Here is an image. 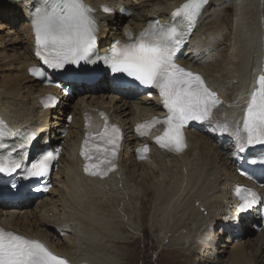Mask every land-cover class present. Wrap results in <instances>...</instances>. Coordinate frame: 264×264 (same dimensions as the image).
Here are the masks:
<instances>
[{
  "label": "bare ground",
  "instance_id": "bare-ground-1",
  "mask_svg": "<svg viewBox=\"0 0 264 264\" xmlns=\"http://www.w3.org/2000/svg\"><path fill=\"white\" fill-rule=\"evenodd\" d=\"M31 1L33 0L18 2L12 0V3L0 7V13L5 11L4 17L14 21L19 10L25 11V20L20 31L27 40L22 57V71L28 76H30L29 67L39 65L36 52L38 46L31 17L35 11V3ZM151 1L157 0H84V3L92 8V15L96 20L97 47L105 48L113 40L126 39L128 38L126 33L131 34L135 39L148 28L150 23L162 26L168 19L174 17L173 14L177 9L189 2V0H164L151 4ZM231 1L208 0L203 5L193 26L189 44L184 50L186 55L178 63L186 71L201 76L206 86L216 93L220 101V104L212 109L210 118L203 122L193 121L181 130L185 147L179 153L158 147L156 138L163 135L164 125L156 126L151 135L146 137L136 133L137 127L147 121L166 118L167 109L159 96L150 99L146 94L141 96L130 90L119 89L113 85L107 75H104L98 83V85L104 83L107 87L105 94L85 95L80 98V103L73 112L72 125L67 129L68 135L65 138H62V133L67 131L64 127L66 123L50 127L49 120L56 111H59L61 116L59 119L62 120L70 107L68 98L62 97L59 90L45 88L35 79L30 80L35 84V88L30 87L26 91L25 88L20 87L19 79H12L3 88L0 87V123H4L6 135L17 136L25 131L33 139L36 148H44L48 142L50 147L58 146L62 150L60 164L52 176L51 193L35 202L0 203V228L43 243L55 255L67 260L68 264H118L112 248L121 251L117 243L122 241L116 235L126 229L122 226L125 224V216L130 214L133 217L129 224L134 226V231L137 230L138 225H146L149 220L156 229H167L169 219L174 218L175 213L178 212L176 207H182L179 199L186 194L184 199L189 198V200L185 202V208L178 212V214L183 213L181 221L184 224H175L168 228V234L162 232L160 239L161 243L167 244L168 247L176 246L175 251L178 252L172 253L174 249L168 248L162 250L160 256L164 257L168 264H186L180 260L181 255L191 258L192 256L189 255L192 253L204 257L206 251L202 249L205 248L208 250L206 255L214 257L213 264H224L221 258H218L215 247L218 237L212 240L215 225L224 222L226 225L220 226L222 228L219 236L222 237L225 233L228 239L232 236L235 239L236 226L240 227L239 232L242 233L244 227H253L258 223V212L255 209L250 213L239 214V202L234 200L233 193L235 186L240 183L252 186L250 181L239 176L237 170L244 152L254 149V145L247 144L243 120L250 102L251 91L254 89L253 83L256 79L258 81L259 78L256 77L264 75V50H262L264 34H261L259 43L254 45L252 39L242 34V28L238 30L239 33L232 47L234 52L230 59L232 65L236 66L235 72L237 71L239 76L226 71L228 66L226 54L229 48L227 41L230 35L227 32L230 23L228 13L232 9L227 5ZM243 2L244 0H241L240 3ZM105 8L110 11L105 12ZM125 10L133 12L132 21L126 20V16L122 15ZM218 12L223 14L217 15ZM91 60L94 61V58ZM95 64V61L89 62L87 66L92 67ZM253 69L256 73L252 77ZM216 74H220L223 80L218 82ZM242 75L248 76L247 78L251 76L252 83H243L245 81ZM212 77L217 85L210 82ZM153 93L155 94V91ZM46 94L57 95L60 98L59 104L55 107H46L42 102V97ZM90 110L106 114L111 119V125L119 128L120 132L121 125L124 124L129 132L126 149L123 143L118 141L114 167L103 176H92L84 171L85 165L91 164L81 155L85 139H88L84 115ZM100 125L99 122L98 127ZM72 135H75V139L68 144L66 141ZM214 137H220L225 142L228 138L231 139L232 142L229 141L226 150L232 151V156L222 159L226 152L221 153L220 146L214 145L212 142ZM105 141L101 146L110 147L112 151L113 146ZM241 146L244 147V151H240ZM140 156L145 158L141 160ZM125 171L129 175L130 182L122 177V172ZM168 172H171L173 179L170 188L165 191L161 186L163 182L154 184L153 177L156 174L164 180L166 175L168 177ZM58 184H61L59 190L56 189ZM131 184L139 187L138 194L132 192L129 187ZM145 185L151 188L155 195L158 194L153 219L147 217L146 213L134 215L132 210L123 208L120 200L122 193L129 198L130 203L134 200L142 201L139 205L147 210V205H142L146 201L141 199V194L151 196V193L146 191ZM258 189L264 198V188ZM56 196L58 200L54 202ZM105 200H114L115 209ZM30 203H36L35 207L24 208L30 206ZM200 208H203V212L199 211ZM141 231L142 237L149 240L145 242L146 250H155L149 229L145 227ZM59 232L63 234L61 238L57 234ZM137 240L139 239H134L135 243L131 245L135 248L134 264L139 259L142 264H148L143 257L140 258L136 246ZM221 240L220 238L219 242ZM247 246L249 249L250 247L255 249L254 251L259 254V264H264V230L261 231L260 240H249ZM125 249L122 251L124 253V257L121 256L122 264L128 258ZM230 261L232 264H253L243 251L236 250H233Z\"/></svg>",
  "mask_w": 264,
  "mask_h": 264
},
{
  "label": "snow or ice",
  "instance_id": "snow-or-ice-1",
  "mask_svg": "<svg viewBox=\"0 0 264 264\" xmlns=\"http://www.w3.org/2000/svg\"><path fill=\"white\" fill-rule=\"evenodd\" d=\"M208 0H189L177 9L174 16L183 15L187 20L186 27L190 30L198 17L201 8ZM105 12L110 11L105 8ZM92 8L84 0H43L42 6L34 12L33 27L37 46L45 55L43 61L52 68L61 69L66 64L79 65L80 61L94 62L90 57L96 45L97 25ZM186 32L176 26L157 27L150 23L140 36L132 41L131 34L126 33L130 43L115 42L109 54L99 57L113 73H123L138 81L139 84L155 88L167 109L163 120H153L152 125L165 126L163 135L156 138L161 148L177 153L185 147L181 129L190 121H201L210 118L212 109L220 104L215 92L211 91L198 74L186 71L175 60L176 52ZM35 75L43 76L40 69H34ZM247 112L243 120L248 145H264V75L257 81ZM47 106V105H46ZM103 123L98 127L96 135L111 144L114 159L120 130L109 125L107 117L99 114ZM138 126L137 131H141ZM6 134L5 126L0 123V137ZM146 134V133H144ZM92 134L89 133V136ZM89 140L85 139L81 155L89 160L87 153ZM147 151V149H144ZM244 151V147H240ZM59 154L49 151L41 154L27 170L30 177L41 178L48 174L51 162ZM113 159L106 158L107 167L98 164H86L84 171L92 176H103L114 167ZM255 162V161H253ZM264 162V161H262ZM21 168V162L8 157L0 158V174L11 175ZM243 174V173H242ZM15 188V183L12 184ZM237 189L241 200V213L251 209L259 202L255 193ZM0 264H68L67 260L55 255L43 243L31 240L11 231L0 228Z\"/></svg>",
  "mask_w": 264,
  "mask_h": 264
},
{
  "label": "rangeland",
  "instance_id": "rangeland-1",
  "mask_svg": "<svg viewBox=\"0 0 264 264\" xmlns=\"http://www.w3.org/2000/svg\"><path fill=\"white\" fill-rule=\"evenodd\" d=\"M160 2H164V0H157ZM157 1H151V4L157 3ZM215 1V0H214ZM228 1V0H225ZM259 1V2H258ZM221 2V1H220ZM241 0H232L227 6H229L231 9V11L228 13V16L230 18V23L228 24V30L227 32L230 33L229 38H228V52L226 54L227 57V70L229 72H233V75L239 76V73H237L236 70V66L232 65V61H230L231 56H232V52L233 49L232 47L234 46L235 43V39L238 35V30H240L239 28H242V34L247 36L248 38L253 40L254 45L259 43V38L261 36V34H264V0H244L243 3H240ZM12 3V0H0V7L3 6L4 4H10ZM252 6V7H251ZM117 8V7H116ZM251 10H253V14L251 12ZM212 11V9L210 10ZM5 12V11H3ZM3 12L0 13V87H4L5 85H7L12 79H19V84L20 87L25 88L26 90H29L30 87H34V83H32L30 80L33 79L32 77L28 76L26 74L25 71H22L23 68V53H24V48L27 46V40H25L24 35L21 33L20 28L22 26V22L25 20L24 16H25V11L19 10L16 13V20H12L9 18H5L3 15ZM212 14H214V12H212ZM222 12H218L217 15H222ZM243 17V18H242ZM261 18V19H260ZM126 20L128 21H132L133 20V12H131L130 15L126 16ZM18 21L20 24H18ZM240 23V25H239ZM264 39V38H263ZM17 43H19L17 45ZM103 48V47H102ZM262 50H264V46H262ZM264 54V53H263ZM254 56H256V53H254ZM12 57V58H11ZM218 63H222V62H218ZM222 66H226V64L222 63ZM234 67V68H233ZM10 69V70H9ZM254 71H252V77L253 75L256 73V70L253 69ZM224 71V72H226ZM250 73V71H249ZM218 77V82L222 81L223 78L220 74H216ZM231 76V74H230ZM244 77V81L243 83L245 84H251L252 83V77L250 76L249 78L246 77V75H242V78ZM210 82H213L214 84L217 85V83L214 80V77H212L210 79ZM232 86H230L231 88ZM99 89L101 88L99 91H96L95 89ZM107 87L104 85V83H102L101 85H87V84H81L79 87H74L73 90V94L72 97L68 98V103H69V108L68 110L65 112V116L62 117V120H60L59 118L61 117L59 115V111H56L53 113L52 117L49 119L50 120V127L55 126V124H62L63 122H65V128L66 130L71 127L72 125V121H73V112L74 109L76 108L77 104L80 103V98L85 96V95H103L105 94L104 92L106 91ZM227 92H231V91H227ZM26 95H23V97ZM118 105H120L118 103ZM155 107V106H154ZM70 117V119H69ZM64 119V121H63ZM122 131L120 132V142L123 143L124 148L126 149V143L129 142V132L127 131V128H125V125L122 124ZM49 133V131H48ZM68 135V130L65 131V133H62V138L67 137ZM75 139V135L70 136L67 139V143L70 144L73 140ZM229 141H231V139L228 138V141H223L221 140L220 137H214L213 138V143L216 146H220L219 151L222 153H225V156L222 157V159L224 158H228L230 156H232V151H227L226 149L228 148L227 145H229ZM232 142V141H231ZM212 154V152L210 153ZM220 165V164H219ZM218 165V166H219ZM168 166L171 167L170 163H168ZM123 174V179L127 182H130L129 180V175L125 172H122ZM170 175V176H169ZM156 176V177H155ZM161 181H160V180ZM172 177H171V172H168V177L166 175V179H162L159 175L154 174L153 180H154V184H161L162 189H164L165 191L170 188V183H172ZM159 180V181H158ZM166 181V182H165ZM166 186H165V185ZM146 186V185H145ZM129 187H131L132 192H134L135 194L139 193V187L136 185H129ZM165 187V188H164ZM61 188V184H58V189ZM146 191L151 193V196H146L141 194V199H144V202L142 205H147L146 208L147 210H144L143 208H141V206L139 204L142 203V201H135L130 203V200L128 197H125L124 194L121 193L120 196V200L123 203V208L125 209H130L134 212V215L138 216L141 215L143 213L147 214V217L153 219V215H154V207H155V203L158 199V194L155 195L152 192V189L149 188L148 186H146ZM218 191V190H216ZM211 194V193H210ZM115 196L117 194H114ZM186 194H183L182 197L179 199V203H181V206H177L176 210H181L185 208V202L189 200V198H185L184 196ZM118 197V196H116ZM58 200V196L54 197L53 201H57ZM104 202V200H102V203ZM106 203H108L113 209H115L116 205H115V201L114 200H110V201H106ZM36 203H30V206L28 207H24V208H34ZM157 204V203H156ZM100 205V204H99ZM130 206V207H129ZM135 207V209H134ZM137 207V209H136ZM200 212H203V208H200L199 210ZM175 213V217L174 218H170L169 219V226L167 227V229L164 230H159L156 229L155 226L153 227V222L151 220H149L147 222L146 225H138L137 226V230L134 231V226L130 225V221H131V217L130 214H127V216H125V224H123V229L126 228L125 230L119 231V233L116 235L117 238H120V241H118L117 245H119L121 247V251L119 252L117 248L113 247V256L115 258L116 263L118 264H122L121 261V256L124 257V253H122V251L125 249L128 253V258L127 260L124 261V264H134V246L133 245L134 239H139L136 241V246L139 250V254H140V258L143 257V260L146 261L148 264H168V261L163 257L160 256V252L164 249H170L173 250L172 253H177L175 251V248H177L176 246L174 247H168L167 244L165 243H161L160 239L162 238L163 233L165 232L166 234H168L167 232L169 231L168 228L172 227L175 224L178 225H182L184 224V222H182V215L183 213H179L178 214ZM101 213V212H100ZM131 213V211H130ZM252 216V215H251ZM130 219V220H126V219ZM133 218V217H132ZM147 219V218H146ZM121 221V219H119ZM167 221V218H166ZM128 222V224H126ZM121 223V222H120ZM226 225L224 222L223 223H218L215 225V227L213 228V236H212V240L216 239L217 237V241L215 242L217 245L215 246L218 252V258L220 257L221 260L223 261L224 264H232L230 261V257L233 253V250H236L237 252H241L243 251L246 256H248V258L250 259V261L253 262V264H259V254L254 251L255 249L252 247L247 246V243L249 240L252 241H257L260 240V235H261V231H258L255 227V224L253 227L250 226H246L242 229V233H240V227L236 226L237 228V233H236V238L234 239L233 236L228 239L227 234L223 233V236L221 237V235L219 236V232L221 230L220 226ZM149 229V233H150V238L152 239V243L155 246V250L152 251H147L145 248V242L148 240H146V238L142 237L141 234V230L144 228ZM159 228V227H158ZM203 229V228H201ZM153 231V233H152ZM163 232V233H162ZM58 235L61 236L63 235L62 233H57ZM220 238L222 239L220 242ZM238 238V239H237ZM206 240V239H205ZM149 241V240H148ZM219 242V243H218ZM206 244L207 241H206ZM248 247V248H247ZM120 250V249H119ZM205 250L206 253L204 255V257H202L199 254H192L189 256H192L191 258H185L183 255H181V261L185 262L186 264H213V256L211 258V256L206 255L208 250L203 248L202 251ZM137 251V250H136ZM137 254V255H139ZM167 262V263H166ZM136 264H142L141 259H139Z\"/></svg>",
  "mask_w": 264,
  "mask_h": 264
},
{
  "label": "water",
  "instance_id": "water-1",
  "mask_svg": "<svg viewBox=\"0 0 264 264\" xmlns=\"http://www.w3.org/2000/svg\"><path fill=\"white\" fill-rule=\"evenodd\" d=\"M16 2L20 1V0H15Z\"/></svg>",
  "mask_w": 264,
  "mask_h": 264
}]
</instances>
